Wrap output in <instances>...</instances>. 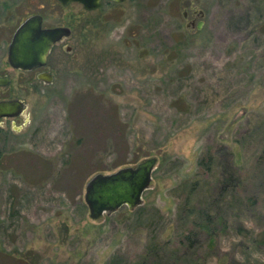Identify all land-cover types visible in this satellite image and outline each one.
Here are the masks:
<instances>
[{"label": "rangeland", "instance_id": "obj_1", "mask_svg": "<svg viewBox=\"0 0 264 264\" xmlns=\"http://www.w3.org/2000/svg\"><path fill=\"white\" fill-rule=\"evenodd\" d=\"M31 3L0 31L35 12L70 36L50 84L0 44L25 108L0 126V264H264V0ZM151 157L141 205L89 220L86 181Z\"/></svg>", "mask_w": 264, "mask_h": 264}, {"label": "water", "instance_id": "obj_2", "mask_svg": "<svg viewBox=\"0 0 264 264\" xmlns=\"http://www.w3.org/2000/svg\"><path fill=\"white\" fill-rule=\"evenodd\" d=\"M65 6L70 3L79 4L85 11H93L98 8L101 0H55ZM113 3H121L124 0H107ZM193 15L202 18L201 11L193 9ZM181 18L185 21V28L192 29L191 21H186V12L182 11ZM202 22H198L195 30H199ZM69 36L67 28H53L40 30V17L33 16L25 20L14 32L8 46L7 64L10 68L20 72H29L42 68L46 64V58L52 45L62 38ZM36 79L44 84H49L52 77L47 73H40ZM9 83L7 77H0V87H6ZM24 105L20 100H1L0 119H13L23 116ZM156 159L146 158L133 166L117 169L110 174H94L83 188V203L87 208L88 218L91 221H99L103 215H109L118 209L125 207L133 210L141 205L142 193L149 188L151 174L154 170Z\"/></svg>", "mask_w": 264, "mask_h": 264}, {"label": "flooded vegetation", "instance_id": "obj_3", "mask_svg": "<svg viewBox=\"0 0 264 264\" xmlns=\"http://www.w3.org/2000/svg\"><path fill=\"white\" fill-rule=\"evenodd\" d=\"M56 4H58L55 0H53ZM29 3H30V5L32 4L31 3V0H0V14H2V15H6L7 17H10V18H13L14 17V11L15 10H17V9H19L18 8V6L19 5H29ZM71 4V3H70ZM59 6H61V7H64V6H62V5H60V4H58ZM66 6V5H65ZM33 16H38V17H40V30H49V29H53V28H60L61 26H54V27H46L45 26V24H44V17L42 16V14H40V13H35V12H30V13H26L25 15H22L20 18H19V20H18V22L11 28V29H9V32H7L5 29L4 30H2V31H0V44L1 45H3V44H5L4 46H5V54H4V57H5V60H6V63H7V52H8V46H9V44H10V42H11V39H12V37H13V34H14V32L17 30V28L25 21V20H27L28 18H30V17H33ZM191 23H192V27H193V25H194V23L191 21ZM63 28H65V27H63ZM190 28V27H189ZM69 36H70V31H69ZM68 36V37H69ZM68 37H66V38H62V39H60V40H58L57 42H55L53 45H52V47L50 48V50H49V53H48V56H47V58H46V64H45V66L44 67H42V68H37V69H33V70H31V71H29V72H20V71H18V70H14V69H12V68H10L9 67V65H8V67L10 68V69H12V70H14V71H17V72H19V73H21V74H28V73H33L34 74V78L36 79V76L38 75V74H40V73H47V71H45V67H46V65H47V62H48V59H49V57H50V54H51V52H52V50L54 49V47L57 45V44H60L62 41H64L65 39H67ZM64 51H66V52H68L69 51V48H65L64 49ZM47 74H49V73H47ZM50 75V74H49ZM51 76V75H50ZM0 77H7L6 75H4V74H1L0 75ZM8 78V77H7ZM37 80V79H36ZM38 81V80H37ZM38 82H40V81H38ZM40 83H42V82H40ZM9 84V83H8ZM44 84V83H43ZM50 84V83H49ZM2 88V87H1ZM1 101V100H0ZM24 115V114H23ZM22 116V115H21ZM20 116V117H21ZM18 117V116H17ZM16 118V117H15ZM6 120H9V119H0V126H1V124H2V121H6Z\"/></svg>", "mask_w": 264, "mask_h": 264}]
</instances>
